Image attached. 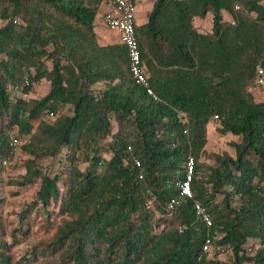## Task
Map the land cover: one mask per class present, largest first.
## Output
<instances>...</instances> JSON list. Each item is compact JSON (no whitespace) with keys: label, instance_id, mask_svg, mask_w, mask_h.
I'll return each mask as SVG.
<instances>
[{"label":"trees","instance_id":"1","mask_svg":"<svg viewBox=\"0 0 264 264\" xmlns=\"http://www.w3.org/2000/svg\"><path fill=\"white\" fill-rule=\"evenodd\" d=\"M102 4L0 0V173L21 151L25 174L15 185L40 184L23 218L53 204L68 217L32 261L59 253L61 264H220L204 252L210 237L233 264H264V102L253 93L264 67V0H155L137 28L155 98L135 83L126 46L99 44ZM208 15L203 34L194 22ZM44 81L48 93L28 99ZM216 115L220 136L241 139L230 144L234 157L207 152ZM64 148L61 170L46 174L43 163ZM191 156L188 199L181 183ZM1 230L0 216V264H12L20 240L7 244Z\"/></svg>","mask_w":264,"mask_h":264},{"label":"rangeland","instance_id":"2","mask_svg":"<svg viewBox=\"0 0 264 264\" xmlns=\"http://www.w3.org/2000/svg\"><path fill=\"white\" fill-rule=\"evenodd\" d=\"M138 3L143 4L146 8H150L155 0H137ZM137 3V4H138ZM139 6V4H138ZM226 20H231L230 16L225 14ZM6 23L0 21V27L4 26ZM197 29L203 33L207 34L212 29V16L208 15L205 19H195L194 22ZM140 25V24H139ZM115 41L119 42V35L116 36ZM99 40V39H98ZM49 83L42 82L34 87L32 94L29 95L28 99H40L43 98L49 91ZM104 84H97L94 86L96 92H103L105 90ZM69 109H65V114H70ZM218 123L209 126V136L207 152L214 154H224L229 153L231 156H235V150L230 146L231 142H240L239 137H234L232 135L220 136L218 133ZM66 148L63 149L62 154H60L55 159H48L43 163L44 172L50 176H54L59 170H61L62 165L65 161V157L68 154ZM110 158V155L106 156ZM26 156L19 151L14 157L12 162H8L7 167H3L2 173H0V216L2 222V238L7 244H14L13 235L17 234V238L20 240L19 244L13 245L10 256L12 258V264H61V255L54 254L49 257L39 256L36 261H32L31 253L34 250L41 251L46 248L50 239L57 232L59 226L62 224L63 219H68V217H62L59 215L58 205H52L46 212L43 211L42 205L32 209L31 213L26 219L23 218V213L29 209L32 202L36 198V194L39 190V183L33 185H28L26 187H18L15 185V180L19 175L25 174V169L23 163ZM204 162L207 164H213L211 159L203 158ZM87 165H83L81 168L86 169ZM239 198L234 199V206L239 207ZM25 230L24 236L21 235L20 229ZM259 242L255 240L249 241L251 247L258 246ZM250 248V247H249ZM210 257L220 261V264H233L232 252L225 249H217L214 247ZM31 260V261H28ZM21 262V263H20ZM247 264V263H246Z\"/></svg>","mask_w":264,"mask_h":264},{"label":"built area","instance_id":"3","mask_svg":"<svg viewBox=\"0 0 264 264\" xmlns=\"http://www.w3.org/2000/svg\"><path fill=\"white\" fill-rule=\"evenodd\" d=\"M103 6L106 9H102L99 14V19L104 27L118 32L120 43L126 46L128 51L130 72L135 80V83L142 85L147 88L149 96L155 98L153 90L149 86L150 74L147 71L145 65L143 64L140 44L137 28L139 27L138 22V7L136 0H102ZM103 8V7H102ZM26 85H29V81L26 80ZM17 89L15 90V92ZM253 93L255 98L264 102V67L259 65L257 68V80L256 85L253 88ZM219 121V116H214L210 124L215 125ZM191 156L186 161V172L185 178L181 183V196L193 199L192 182L195 176L196 162ZM7 160H4L1 164L2 167H7ZM179 206L177 202L172 201L168 205V210L174 212ZM195 210L198 217L205 222L208 227L212 226V219L207 213L206 209L199 203H195ZM204 252L209 255L214 249V244L212 239L209 237L205 240Z\"/></svg>","mask_w":264,"mask_h":264},{"label":"crops","instance_id":"4","mask_svg":"<svg viewBox=\"0 0 264 264\" xmlns=\"http://www.w3.org/2000/svg\"><path fill=\"white\" fill-rule=\"evenodd\" d=\"M137 3H138V1H137ZM138 4H139V6H138ZM138 4H137V7H138V13H137L138 22H139L140 25H143V24L147 23L148 15L152 11L154 4H152L150 6V8H146L143 4H140V3H138ZM102 9L105 10L106 7L103 6ZM96 24L97 25H96V28H95V32H96V34L98 36L99 44L106 46V45H114V44L118 43V41H115L116 39H114L116 36H118V32L104 27L102 25V23H101V20L99 19V16H98ZM119 42H120V40H119ZM210 126H212V125L210 124Z\"/></svg>","mask_w":264,"mask_h":264}]
</instances>
